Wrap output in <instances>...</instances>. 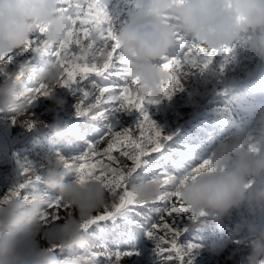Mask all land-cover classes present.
I'll return each mask as SVG.
<instances>
[{
  "label": "snow or ice",
  "instance_id": "obj_1",
  "mask_svg": "<svg viewBox=\"0 0 264 264\" xmlns=\"http://www.w3.org/2000/svg\"><path fill=\"white\" fill-rule=\"evenodd\" d=\"M173 2L181 5L185 0ZM137 8L140 15V0ZM57 12L69 21L70 30L56 46H50L45 38L49 25L36 24L19 49L21 53L51 58L47 66L60 72L54 86L35 80L37 69L31 58L13 69V53L0 57V82L24 81L25 77L34 81V86L29 87L27 118L19 122L20 127L29 133L50 127L31 109L41 98L57 95V89H66L75 97L72 110L78 132L75 139L66 140L71 149L67 153L55 147L51 150L63 168L74 174L76 183H100L112 197L111 203H106L100 212L80 225L95 245L94 264H121L125 257L140 255L134 248L113 249L97 241L96 236L103 228L117 219H125L130 227L143 230L145 237L153 242L160 264H193V250L201 245L196 242L197 238L183 242L180 238L189 232L191 225L202 221L206 213L196 214L186 207L175 185L194 181L202 172L216 169L211 156L197 161L187 146L174 147L175 134L162 135V129L151 118L147 106L171 100L184 90V79L193 72H206L218 53L224 57V64L220 66L223 71L232 48L209 50L202 47L183 32L178 16L165 13L161 22L174 30V48L180 49V55L168 54L158 62L157 66L167 73L168 79L160 86V99L155 100L151 94L140 95L139 80L130 78L117 32L102 0H57ZM129 55L131 63L134 51ZM135 114L138 116L131 119ZM11 122L18 123L15 116ZM102 144L105 147L101 148ZM249 150L256 149L250 146ZM13 157L19 179H14L7 191L0 192V210L15 199L27 202V190L41 181L45 171L42 160L33 161L15 153ZM139 180L159 183V194L152 201L136 200L131 185ZM46 206L48 210L41 217L44 223L58 220L61 211L71 212V206L59 196L48 197ZM129 214L141 219H128ZM176 217L181 219L177 221ZM47 251L56 253L59 249L53 245Z\"/></svg>",
  "mask_w": 264,
  "mask_h": 264
},
{
  "label": "clouds",
  "instance_id": "obj_2",
  "mask_svg": "<svg viewBox=\"0 0 264 264\" xmlns=\"http://www.w3.org/2000/svg\"><path fill=\"white\" fill-rule=\"evenodd\" d=\"M56 8V0H0V57L22 48L30 36L35 18L47 21ZM141 14L135 16L117 35L121 56L130 78L139 80L142 96L160 99V86L168 79L157 65L175 47L174 30L165 27L161 14L171 12L180 18L184 33L206 49H222L242 37H251V44L264 57V0H185L176 5L172 0H140ZM70 23L64 16L51 21L46 40L56 46L65 36ZM135 53L129 63L130 52ZM218 55H221L218 53ZM60 72L52 66L42 68L37 78L50 86L59 80ZM207 83V82H205ZM188 82H183L186 88ZM195 90L188 92L189 99ZM27 89L22 81L0 82V109L12 111L19 121L26 118ZM254 146L255 151L249 150ZM216 171L202 172L194 181L177 183L186 207L198 214L206 213L207 222L219 225L234 210L241 208L247 215L232 229L234 237L245 236L248 250L237 264H261L264 261V109L255 132L240 127L226 140L217 144L211 154ZM47 171L41 181L27 190L28 201L15 199L0 210V264H94V243L81 230V223L100 212L112 199L96 182L83 185L67 178L65 170L54 158H45ZM14 179L18 180L14 172ZM43 186V187H41ZM159 183L135 181L131 191L138 202L152 201L159 194ZM49 192H55L71 206V212L56 221L42 222L48 210ZM58 246L60 255L47 249ZM226 245L216 248L217 254ZM79 250L75 255L71 254ZM64 252L69 255H63ZM233 251L227 257L233 260Z\"/></svg>",
  "mask_w": 264,
  "mask_h": 264
},
{
  "label": "rangeland",
  "instance_id": "obj_3",
  "mask_svg": "<svg viewBox=\"0 0 264 264\" xmlns=\"http://www.w3.org/2000/svg\"><path fill=\"white\" fill-rule=\"evenodd\" d=\"M102 2L105 3L106 11L117 33L140 11L137 8L138 0H102ZM164 14H161V18ZM61 15L57 12L56 0V8L47 21H41L38 17L32 20L30 35L34 25L48 24L50 28L51 21ZM231 48V55L223 71L220 66L224 64V57L218 55L206 72L203 74L193 72L188 75L183 81L188 82V86L183 87L184 90L177 92L171 100L164 99L157 105L147 106L151 118L162 129V135L175 134L173 146L176 148L187 146L197 161L211 156L217 144L226 140L237 128L245 127L255 132L261 110L264 109V57L260 56L252 46L251 37H242L233 43ZM169 54L178 56L180 49L173 48ZM12 56L13 69L25 59L31 58L33 66L37 69L35 73L37 81H40L37 73L42 68L49 67L47 63L51 59L21 53L20 50L14 51ZM22 82L27 89L26 111H28V98L31 96L29 87L34 86V81L30 77H25ZM192 90H195V95L189 99L188 92ZM74 103L75 97L66 89H57V95L53 94L49 99L38 100L31 111L50 127L47 129L41 127L31 133L20 127L21 121L17 118V124L11 122V118L16 117L14 112L0 109V112H3L0 113V192L7 191L14 182L13 153L21 157L27 156L33 161L42 160L46 172L48 170L45 164L46 157L60 162L51 150L53 147L60 148L66 153L70 151L71 145L66 140L75 139L78 132L74 125L76 123L72 110ZM137 116L138 114H135L131 119L134 120ZM58 119L63 122H58ZM103 147L105 145L102 144L101 148ZM67 179L74 181V174ZM56 196L55 192L48 194L50 198ZM65 214L67 213L64 211L60 212V215ZM246 215V210L241 208L234 210L219 225L207 222L205 219L191 225L189 232L180 240L183 242L185 239L197 238L196 242L201 245L193 250V264H237L243 261L248 253L243 243L246 237H234L231 233L235 224ZM128 219L140 220L141 217L129 214ZM176 219L179 221L181 217ZM183 219L186 220V216ZM261 222L264 223V218H261ZM96 239L113 249L134 248L140 253L138 256L125 257L121 264H160L154 252L153 242L145 237L142 229L130 227L125 219L108 223ZM219 245L227 247L224 252L217 254L216 248ZM78 251L75 250L71 254L75 255ZM233 251H236L237 255L233 260H228L227 257ZM56 254L61 253L58 251ZM63 255L69 253L64 252Z\"/></svg>",
  "mask_w": 264,
  "mask_h": 264
}]
</instances>
